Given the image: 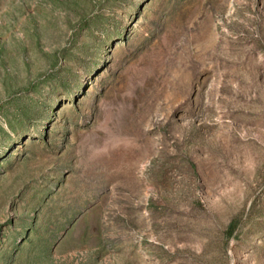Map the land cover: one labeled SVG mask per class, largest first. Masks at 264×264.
<instances>
[{
    "label": "rangeland",
    "instance_id": "obj_1",
    "mask_svg": "<svg viewBox=\"0 0 264 264\" xmlns=\"http://www.w3.org/2000/svg\"><path fill=\"white\" fill-rule=\"evenodd\" d=\"M0 264H264V0H0Z\"/></svg>",
    "mask_w": 264,
    "mask_h": 264
},
{
    "label": "trees",
    "instance_id": "obj_2",
    "mask_svg": "<svg viewBox=\"0 0 264 264\" xmlns=\"http://www.w3.org/2000/svg\"><path fill=\"white\" fill-rule=\"evenodd\" d=\"M234 225H235V219L233 218L227 224L228 230L230 231L234 227Z\"/></svg>",
    "mask_w": 264,
    "mask_h": 264
}]
</instances>
